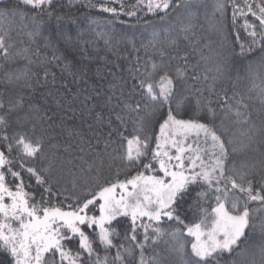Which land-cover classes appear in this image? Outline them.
<instances>
[{
	"label": "snow or ice",
	"instance_id": "obj_1",
	"mask_svg": "<svg viewBox=\"0 0 264 264\" xmlns=\"http://www.w3.org/2000/svg\"><path fill=\"white\" fill-rule=\"evenodd\" d=\"M0 4V264H264V151L258 164L235 159L253 143L264 149V116L257 127L251 113L242 111L249 107L243 96L218 99L225 115L249 125L247 140L235 139L223 119L216 123L217 110L204 94L215 91L216 78L205 89L194 88L187 81L201 77H189L187 55L180 58L183 65L173 63L177 57L169 50L181 35L194 34L193 0H135L127 11L124 0H88V8L113 17L146 9L168 24L153 27L143 45L145 58L137 55L134 66L121 70L127 76L110 68L106 86L89 85L91 69L83 61L94 59L89 45L99 53L98 41L113 48L108 32L92 29L93 38L85 40V29L75 36L60 30L65 17L56 14L59 0ZM212 7L225 40L229 9L233 27L243 21L235 33L239 51L232 55L244 62L264 106V0H214ZM177 9L182 17L169 23ZM53 18L57 31L46 32ZM17 20L31 42L22 48L4 27ZM88 22L100 24L95 18ZM41 40L42 48L33 51L31 44ZM98 58L107 65L106 57ZM49 84L57 95L47 91L45 102L50 97L59 108L64 100L75 113L78 100L81 118L92 120L95 144L66 129L70 138L80 137L82 155H73L71 145L61 155V145L51 143L55 114L34 97L37 87ZM70 84L85 87L73 91ZM85 144L91 159L83 155ZM105 168H115L114 180L103 175ZM257 216L259 224L253 222ZM256 230L261 243L250 247Z\"/></svg>",
	"mask_w": 264,
	"mask_h": 264
},
{
	"label": "trees",
	"instance_id": "obj_2",
	"mask_svg": "<svg viewBox=\"0 0 264 264\" xmlns=\"http://www.w3.org/2000/svg\"><path fill=\"white\" fill-rule=\"evenodd\" d=\"M92 3H97L98 0H91ZM213 2L214 0H193V11L197 12L196 17L193 19L192 23L194 25V34H189L188 38L185 39L182 35L179 37L177 46L170 49V54L177 57L173 61L174 64L183 65V59L187 55V71L189 77L193 75H199L201 80L199 82H194L192 79L187 81L188 85L194 88L199 87L202 89L206 88L207 84H213V77H215L214 88L215 91L209 93L205 90V96L209 97L213 101V107L216 108L218 118L216 123H220L221 119L224 120L225 126L228 128L229 133L234 135L237 140L246 141L247 137L243 133L247 132L249 125H241L235 123L236 117L232 114L225 115V112L221 111L218 99H221L226 94L228 97L236 96L239 99L241 96L245 98L244 102L249 105L247 109H242V111L250 112L252 116V123L257 127L261 124V118L264 116V106H262L256 97V93L252 90L253 81L248 78L247 71L244 67V62L234 58L232 55L233 50L235 52L239 51L238 47L235 45V33L239 30V26L243 23L242 20L238 21L236 26L233 27L231 24V9H229L227 18L225 20V25L227 29L228 38L224 39V35L218 32L215 27V22L219 17L213 16ZM88 0H73L72 4L69 5L68 0H59V11L57 15H63L64 20L60 22L59 29L66 30L71 35L75 36L79 29H85L84 39L89 40L93 38L92 29L96 31L108 32L113 37V48L108 50L103 41H98L95 47L100 49L99 53L91 51L93 45H89L88 55L94 57L93 60H84L83 63L87 64L91 69V79L89 80V85H104L112 79L109 74V69L116 72L117 75L123 74L127 76V71L121 72V70H126L130 65H135L136 57L139 55L141 60L145 58V49L143 45H146L151 39V32L153 27L160 29L162 27H167L168 24H162L160 22L159 16L148 13L145 10L137 11L136 16H127L123 13L118 17H113L109 13H103L93 8L87 7ZM126 5L125 11L129 10L128 5L134 4L135 0H124ZM4 4H0L3 7ZM119 7V5H109ZM183 14V9H177L175 12L170 13L169 23H174L176 19L181 18ZM95 18L100 21V24H89L88 19ZM111 20L112 24L108 25L105 21ZM75 21V23H73ZM146 25H151V27H146ZM6 29H10V36L15 42L17 48H22L29 45L26 30H20L19 21L13 25L5 24ZM51 30L53 33L57 31V25L55 18L45 25V31ZM173 35H176L173 32ZM241 39L244 38V33L240 32ZM135 45V48L133 47ZM43 41H39L38 44H31V48L35 51L37 46L42 48ZM139 49V52L136 50ZM43 50V49H42ZM149 53H152L151 48L148 49ZM51 53L49 52V55ZM98 57H106L108 63L105 65L104 60H100ZM118 65L119 68L114 67ZM219 67V71L217 68ZM97 68L100 70V76L95 75ZM59 77V69L54 68ZM207 75L208 80L205 82L203 77ZM239 75V79L237 76ZM258 83V82H257ZM72 90L75 91L77 87L83 88L85 85H69ZM53 91L54 95H57L56 89L50 84L47 87H37L34 93L36 102L40 103L42 108L48 109L49 115H54L55 126L52 135L54 139L51 143H58L61 145L60 154L66 155L63 152L64 145H71V150L73 155H82L78 152L77 146L80 144V137L73 135L71 138L67 135L66 129H75L82 133L85 141L91 140L95 144V137L93 136V131L88 128V124L92 123V120L86 115L81 118L80 115V104L79 101H75L73 107L77 109L75 113L68 112L66 107V101L62 100V106L57 107L55 100L52 98H47L45 102V94L47 91ZM63 91V89H60ZM251 96V99L249 97ZM70 99V97H68ZM82 98V97H81ZM230 103H235L234 100H230ZM106 131V129L104 130ZM259 139L258 137L256 138ZM103 149V139L97 151ZM110 151V149H109ZM261 149L258 143H253L247 150L246 154L235 157L237 161H246L249 165L256 163L258 164L261 159ZM85 159H91L94 153L87 148L85 144ZM79 163V162H78ZM103 175L111 180L115 179V168L110 172L107 168L104 169ZM120 176V179H123ZM69 180L71 177L68 178ZM71 189V185H68ZM252 207L257 205L253 204ZM261 217L257 216L254 219V223L259 224ZM187 222V221H186ZM127 224V221H123ZM168 227L167 224L164 225ZM189 242L191 241L189 237H185ZM262 237L259 231H251L248 244L250 247H255L261 243Z\"/></svg>",
	"mask_w": 264,
	"mask_h": 264
},
{
	"label": "rangeland",
	"instance_id": "obj_3",
	"mask_svg": "<svg viewBox=\"0 0 264 264\" xmlns=\"http://www.w3.org/2000/svg\"><path fill=\"white\" fill-rule=\"evenodd\" d=\"M190 238V237H189ZM192 238H190V240H191Z\"/></svg>",
	"mask_w": 264,
	"mask_h": 264
}]
</instances>
